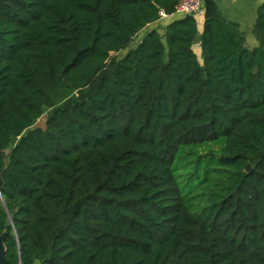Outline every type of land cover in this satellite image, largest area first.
<instances>
[{"label":"trees","instance_id":"16d2710c","mask_svg":"<svg viewBox=\"0 0 264 264\" xmlns=\"http://www.w3.org/2000/svg\"><path fill=\"white\" fill-rule=\"evenodd\" d=\"M178 1L0 0L7 264H264V2Z\"/></svg>","mask_w":264,"mask_h":264},{"label":"crops","instance_id":"0c3cea01","mask_svg":"<svg viewBox=\"0 0 264 264\" xmlns=\"http://www.w3.org/2000/svg\"><path fill=\"white\" fill-rule=\"evenodd\" d=\"M222 18L238 25L239 31L244 37V47L252 50L258 47V41L254 35V27L257 20L258 9L264 0H213ZM197 31L200 35L203 27V12L194 16ZM155 25V24H152ZM246 40H248V43ZM200 49L199 40L193 46ZM201 51V50H200ZM198 56V53H197Z\"/></svg>","mask_w":264,"mask_h":264},{"label":"rangeland","instance_id":"374dc122","mask_svg":"<svg viewBox=\"0 0 264 264\" xmlns=\"http://www.w3.org/2000/svg\"><path fill=\"white\" fill-rule=\"evenodd\" d=\"M198 14H196V15H198ZM154 28L158 29L160 31V34H163V30H162V27L160 25H151V26L147 27L146 29H144L143 31H141L134 38V40L132 41V43L130 44V46L126 50L122 51L119 54H114V55L112 54L111 59L112 60H114V59L117 60V59H120L121 57H123L127 51H129L131 48H133V47H135L137 45V43L142 39V37L145 35V33L149 29H154ZM246 41L248 42V40H246ZM194 52L196 54L198 53V57L201 59V51H200V49L199 48H195V51ZM77 93H78V90L77 91H74V92H71L69 94H63V95H61L59 97L60 98V103L57 104V106L55 108H58V107L62 106L71 97L77 96ZM52 111H53V109L47 110L43 114V116L36 122L35 127L44 128L45 122H46L47 118L51 115ZM216 149H217L216 147L212 148L213 151H215ZM8 151H9V149H5V150L4 149H0V170L3 167V165H5V163L7 162ZM206 153H207L206 150L200 151V155H205Z\"/></svg>","mask_w":264,"mask_h":264},{"label":"built area","instance_id":"2783aa9c","mask_svg":"<svg viewBox=\"0 0 264 264\" xmlns=\"http://www.w3.org/2000/svg\"><path fill=\"white\" fill-rule=\"evenodd\" d=\"M204 0H179L175 6L173 13L166 15L164 12H160V20L165 18H173L175 16H195L202 12Z\"/></svg>","mask_w":264,"mask_h":264},{"label":"water","instance_id":"95a60500","mask_svg":"<svg viewBox=\"0 0 264 264\" xmlns=\"http://www.w3.org/2000/svg\"><path fill=\"white\" fill-rule=\"evenodd\" d=\"M5 166H6V163H5V165H3V167L0 170V190H1V187L3 184L2 171L4 170ZM245 170H246V172H250L251 171L250 165H247ZM6 235H7L6 233H3L2 235H0V264H7L6 249L4 246V240H5Z\"/></svg>","mask_w":264,"mask_h":264}]
</instances>
